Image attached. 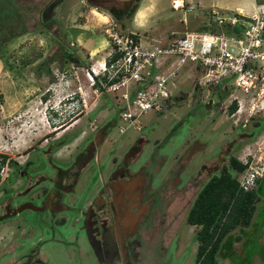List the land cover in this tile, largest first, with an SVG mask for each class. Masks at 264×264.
Wrapping results in <instances>:
<instances>
[{
	"label": "rangeland",
	"instance_id": "rangeland-1",
	"mask_svg": "<svg viewBox=\"0 0 264 264\" xmlns=\"http://www.w3.org/2000/svg\"><path fill=\"white\" fill-rule=\"evenodd\" d=\"M14 1L18 14L15 32L8 34L13 29L0 25V33H4L0 37V154L5 156L0 180L10 173L11 161L18 163L39 153L34 150L38 148L35 143H84L91 137L93 125L114 117V96L97 95L83 74L91 61L88 50L97 49L93 58L105 50L104 28L109 18L103 21L99 13L109 14L120 31H137L142 42H165L183 30L217 28L209 18L210 7H218L217 0H183L177 7L173 0ZM109 6L116 9V17ZM9 7L6 0L0 1V21H5ZM141 17L143 22L136 26L134 22ZM176 83L167 107L141 114L139 129L128 127L120 133L117 125H112L103 148L123 149L143 134L150 142H163L161 151L166 155L170 179L180 168L183 178L190 173L175 206L176 229H183L184 236L179 247L182 257L171 258L169 264H192L196 242L190 235L196 228L184 222L185 211L199 186L227 164L228 156H244L250 151L255 159L261 154L264 148L258 140L264 134V115H248L244 98L240 110L234 109L230 116L227 94L232 89L220 84L200 86L190 69L181 70ZM79 86L86 92L84 103ZM234 93L240 95L241 91ZM202 99L214 102L207 105ZM68 148L69 144L62 146L58 153L64 154ZM247 156L251 158V154ZM209 166L214 168L205 171ZM263 183L264 176L254 185L257 199L251 221L222 238L215 264H264Z\"/></svg>",
	"mask_w": 264,
	"mask_h": 264
},
{
	"label": "flooded vegetation",
	"instance_id": "flooded-vegetation-1",
	"mask_svg": "<svg viewBox=\"0 0 264 264\" xmlns=\"http://www.w3.org/2000/svg\"><path fill=\"white\" fill-rule=\"evenodd\" d=\"M114 124L112 117L93 125L84 143H35L37 155L10 162L0 180V264H169L182 257L175 206L190 173L183 178L180 168L170 179L163 142L143 134L123 149H104Z\"/></svg>",
	"mask_w": 264,
	"mask_h": 264
},
{
	"label": "built area",
	"instance_id": "built-area-1",
	"mask_svg": "<svg viewBox=\"0 0 264 264\" xmlns=\"http://www.w3.org/2000/svg\"><path fill=\"white\" fill-rule=\"evenodd\" d=\"M209 18L217 28L183 30L165 42L153 43L142 42L133 31H120L109 17L104 28L105 50L94 58L98 51L88 52L91 61L83 74L97 95L104 92L114 96L118 132L128 127L139 129L141 114L167 107L177 86L176 77L184 69L196 73L200 86L220 84L231 88L227 97L228 104L232 100L237 103L234 112L240 110L245 98L248 115H264L263 16L259 12L247 15L240 9L228 14L211 9ZM236 89L240 95L234 93ZM77 91L84 103L86 92L80 86ZM68 97L72 99L73 95ZM244 154L237 158L246 167L236 172V179L240 187L250 189L264 173V149L255 159L250 151Z\"/></svg>",
	"mask_w": 264,
	"mask_h": 264
},
{
	"label": "trees",
	"instance_id": "trees-1",
	"mask_svg": "<svg viewBox=\"0 0 264 264\" xmlns=\"http://www.w3.org/2000/svg\"><path fill=\"white\" fill-rule=\"evenodd\" d=\"M6 3H10V7L3 25L7 26V30L10 27L13 29L8 32L12 35L18 25V14L14 8L16 3L14 0H6ZM108 10L116 16L113 6H109ZM235 108L236 102L232 100L228 104V111L232 112ZM4 158L0 154V163L4 162ZM245 167V162L230 155L227 164L221 165L217 173H211L197 189L185 213L186 222L197 226L193 234L197 245L192 264H215L222 238L232 229L251 221L257 199L256 183L250 189H243L238 184L236 174L231 173V170L236 173Z\"/></svg>",
	"mask_w": 264,
	"mask_h": 264
},
{
	"label": "crops",
	"instance_id": "crops-1",
	"mask_svg": "<svg viewBox=\"0 0 264 264\" xmlns=\"http://www.w3.org/2000/svg\"><path fill=\"white\" fill-rule=\"evenodd\" d=\"M217 2H218V7H210L209 10L214 9L220 13H224L226 11L229 12V11H234L236 9H240V10L244 11L247 15H250L253 12H259V13H261V15L263 16V19H264V0H217ZM142 8H140V9H142ZM142 11L140 10V13ZM99 14L101 15V18L103 21L107 20V18L110 17L109 14H102V13H99ZM113 17H116V16L113 15ZM142 22H143V19L141 17L139 21H135L134 23L136 26H140V23H142ZM130 31L138 33L137 31H135L133 29H130ZM145 42H148V41H145ZM95 50H97V49H95ZM93 51L94 50H92V51L88 50V52H93ZM258 142H260L259 146H262L264 148V134H262L259 137ZM263 176H264V173L262 176H260L256 179V185H257V180L259 178H263ZM262 186L264 187V183L262 184Z\"/></svg>",
	"mask_w": 264,
	"mask_h": 264
},
{
	"label": "bare ground",
	"instance_id": "bare-ground-1",
	"mask_svg": "<svg viewBox=\"0 0 264 264\" xmlns=\"http://www.w3.org/2000/svg\"><path fill=\"white\" fill-rule=\"evenodd\" d=\"M182 3H183V0H173L174 7L180 6Z\"/></svg>",
	"mask_w": 264,
	"mask_h": 264
}]
</instances>
